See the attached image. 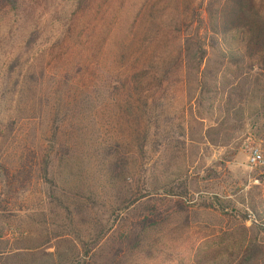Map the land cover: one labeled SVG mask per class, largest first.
Listing matches in <instances>:
<instances>
[{
	"label": "rangeland",
	"instance_id": "374dc122",
	"mask_svg": "<svg viewBox=\"0 0 264 264\" xmlns=\"http://www.w3.org/2000/svg\"><path fill=\"white\" fill-rule=\"evenodd\" d=\"M156 1L133 0L134 15L152 22ZM73 4L22 0L0 13V247L29 248L32 264H229L239 245H264L261 57L239 31L208 44L202 82L174 83L145 137L136 104L101 88L119 79L127 28L97 54L103 68L79 72ZM162 115L164 131L153 125ZM253 149L262 163H249ZM176 181L185 198L166 195Z\"/></svg>",
	"mask_w": 264,
	"mask_h": 264
},
{
	"label": "trees",
	"instance_id": "16d2710c",
	"mask_svg": "<svg viewBox=\"0 0 264 264\" xmlns=\"http://www.w3.org/2000/svg\"><path fill=\"white\" fill-rule=\"evenodd\" d=\"M21 2L22 0H0V13L18 10ZM73 5L68 28L77 32L72 41V49L78 54L72 55L76 57L74 64L79 67V72L87 71L90 74L93 70L103 68V62L97 58V54L103 53L115 29L121 26L127 28L122 53L119 55L122 60H115L119 64V79L101 85V88L107 87L113 91L116 89L118 97H125L127 102L133 101L136 104L132 107L136 112V129L139 135L143 131L145 137L149 130H144V127L152 122L149 117L151 111L154 112L158 105L169 101L168 95L174 83L182 84L189 78L202 82L205 68L201 66L207 56L208 44L214 47L229 33L239 31L243 36L247 56L261 57V68H264V0L159 1L155 5L153 21H149L151 24H146L145 14L134 15L133 0H74ZM165 18L169 22H165ZM196 22L203 24L201 28L205 34L198 31V28L194 29ZM183 23L186 24V31H181L180 25ZM136 29L145 30L142 41L137 38ZM207 39L210 40L209 43ZM59 43L63 46L69 41L60 40ZM136 46L138 49H135ZM167 46L179 47L178 54L174 56L173 51L164 50ZM75 92L77 95L83 93ZM84 92H88V89ZM63 106L65 104L57 102L56 111L59 112ZM164 120L163 115L159 116L153 125L163 128ZM183 123L179 122L178 125L184 128ZM165 124H168L167 121ZM164 130L165 128L162 129ZM44 172L47 176V170ZM165 189L167 196H177L180 199L185 198L188 192L186 181H176L173 186ZM61 206L68 208L62 202ZM145 229L134 234L130 231L138 243L137 248L143 240L142 232ZM7 236L8 233H0V244L4 243L5 246L6 242L2 240L5 237L8 241ZM239 246L240 251L229 264H264L263 244ZM28 249L25 246L0 247V264H32L25 263V258H22L29 252ZM13 259L19 262H9Z\"/></svg>",
	"mask_w": 264,
	"mask_h": 264
},
{
	"label": "built area",
	"instance_id": "2783aa9c",
	"mask_svg": "<svg viewBox=\"0 0 264 264\" xmlns=\"http://www.w3.org/2000/svg\"><path fill=\"white\" fill-rule=\"evenodd\" d=\"M248 161L251 165H257L263 162V157L257 149H253L249 154Z\"/></svg>",
	"mask_w": 264,
	"mask_h": 264
}]
</instances>
